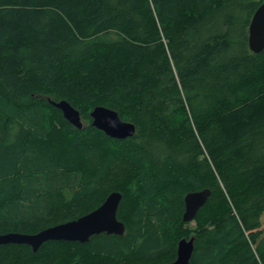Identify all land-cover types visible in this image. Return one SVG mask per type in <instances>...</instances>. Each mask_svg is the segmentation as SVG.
<instances>
[{
    "label": "trees",
    "instance_id": "16d2710c",
    "mask_svg": "<svg viewBox=\"0 0 264 264\" xmlns=\"http://www.w3.org/2000/svg\"><path fill=\"white\" fill-rule=\"evenodd\" d=\"M262 3L0 0V235L77 220L113 192L125 226L0 246V264H167L191 237L190 264H264V50L248 47ZM96 107L134 136L93 128ZM205 189L183 223L184 197Z\"/></svg>",
    "mask_w": 264,
    "mask_h": 264
},
{
    "label": "water",
    "instance_id": "95a60500",
    "mask_svg": "<svg viewBox=\"0 0 264 264\" xmlns=\"http://www.w3.org/2000/svg\"><path fill=\"white\" fill-rule=\"evenodd\" d=\"M248 47L253 54L264 50V1L255 11L248 28ZM49 103L58 109L63 118L77 130L83 129V122L79 112L68 102ZM91 126L115 140H125L134 136V124L124 122L118 114L108 108L96 107L89 115ZM208 189L188 193L184 197L183 223L192 222L197 213L203 208L210 196ZM122 196L118 192L108 195L104 203L91 213L77 220L44 229L36 234L8 233L0 235V246L25 245L36 253L47 242H70L84 244L93 236L100 234L123 236L125 226L117 219V211ZM193 237L182 239L177 244L176 259L167 264H190L194 251Z\"/></svg>",
    "mask_w": 264,
    "mask_h": 264
},
{
    "label": "rangeland",
    "instance_id": "374dc122",
    "mask_svg": "<svg viewBox=\"0 0 264 264\" xmlns=\"http://www.w3.org/2000/svg\"><path fill=\"white\" fill-rule=\"evenodd\" d=\"M194 224H192L193 226ZM263 234H264V219H263V226H262Z\"/></svg>",
    "mask_w": 264,
    "mask_h": 264
},
{
    "label": "bare ground",
    "instance_id": "6f19581e",
    "mask_svg": "<svg viewBox=\"0 0 264 264\" xmlns=\"http://www.w3.org/2000/svg\"><path fill=\"white\" fill-rule=\"evenodd\" d=\"M67 189V188H66Z\"/></svg>",
    "mask_w": 264,
    "mask_h": 264
},
{
    "label": "flooded vegetation",
    "instance_id": "af4514ba",
    "mask_svg": "<svg viewBox=\"0 0 264 264\" xmlns=\"http://www.w3.org/2000/svg\"><path fill=\"white\" fill-rule=\"evenodd\" d=\"M264 1V0H263Z\"/></svg>",
    "mask_w": 264,
    "mask_h": 264
}]
</instances>
